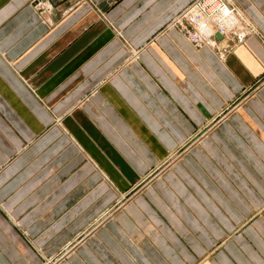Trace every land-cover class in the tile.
<instances>
[{"label": "crops", "instance_id": "0c3cea01", "mask_svg": "<svg viewBox=\"0 0 264 264\" xmlns=\"http://www.w3.org/2000/svg\"><path fill=\"white\" fill-rule=\"evenodd\" d=\"M192 1L0 0V264H264V0Z\"/></svg>", "mask_w": 264, "mask_h": 264}, {"label": "rangeland", "instance_id": "374dc122", "mask_svg": "<svg viewBox=\"0 0 264 264\" xmlns=\"http://www.w3.org/2000/svg\"><path fill=\"white\" fill-rule=\"evenodd\" d=\"M205 0H194L192 1L182 12L181 14L177 17L176 20H174V22L177 24V26L179 27V29L181 30V32L185 35V37L187 38V40L192 43L194 46L196 47H201L202 45L210 42V37L211 38H218L217 33H215L214 35L209 36V31L207 29L209 28H213L214 25L217 26V32H219V34L223 36H230L231 38H235L236 42H241L242 38H244L247 34H249L250 32H255L257 33L252 24L250 23V21H248L243 15L239 16V18L235 17L233 14L231 15L232 17V27L228 28L226 27V22L225 20L228 21V19H224L222 17V15H218V17H215L216 20H214V18H211L212 20H208V21H204L203 22V26L201 28L198 27L194 21V17L190 16L191 13H194L195 11H200L202 13L206 12L208 13V8L205 6H202V3ZM226 3L229 4L228 0H224ZM199 4V6H198ZM230 5V4H229ZM200 9H198V7ZM232 11L235 10V6L234 5H230ZM178 21V23H177ZM174 23V24H175ZM205 27V28H204ZM207 27V29H206ZM221 27L223 29H221ZM203 30H207L205 32H203ZM188 31L190 32V35L188 34ZM195 31L196 34L199 33L201 36H199L200 41L195 42V40L192 38L193 35H195ZM223 116V114H219V116H217L215 118L214 121H212V123H210V125H214L219 119H221ZM183 151V150H181ZM179 152L177 153L176 157L179 155ZM172 159H170L167 162H164L161 166H159L158 168H153L152 170H150V172L145 174V177L140 180V182L138 184H136L135 186H132V188H130V190L128 191V193L126 194V196H124L121 201H118V203H114L113 206L106 212L105 219L109 218L117 209H119L127 200H129L131 197H133L134 195H136L138 192H141L142 189L149 184L153 179H155L156 177H158L160 175V173L171 164ZM103 219V218H102ZM104 219V220H105ZM102 222V221H101ZM100 223V222H99ZM98 223V224H99ZM97 224V225H98ZM95 225V226H97ZM93 231V229H89V230H85L83 231L81 234H79L78 236H76L71 242L67 243L65 246H63V248L58 252L57 256L55 258H53L52 260H50L48 262V264H56L59 260L65 258L69 253H71L74 248L76 247V245H78L79 243H81L84 239V237L91 233Z\"/></svg>", "mask_w": 264, "mask_h": 264}, {"label": "bare ground", "instance_id": "6f19581e", "mask_svg": "<svg viewBox=\"0 0 264 264\" xmlns=\"http://www.w3.org/2000/svg\"><path fill=\"white\" fill-rule=\"evenodd\" d=\"M198 6H199V4H198ZM202 6L207 7L209 12L208 13H206V12L202 13L200 11H195L192 15L195 19V23L198 27V30H199V28H201L203 26L204 21L206 22L208 20H212L211 18H214V20H216L215 17H218V15H220V14L222 15V17L224 19H228V21L225 20V22H226L225 26L228 28L232 27L233 23L231 21L232 20L231 15L232 14L234 15V13H233L234 11H232L231 7L227 6V4H225L222 0H205L202 3ZM198 9H200V8L198 7ZM214 26H213V28H209V29H207V27H206V29L210 32L209 36L213 35L214 33H219V32H217V26L216 25H214ZM221 29H223V28L221 27ZM207 30H203V32H205ZM198 34H200V31Z\"/></svg>", "mask_w": 264, "mask_h": 264}, {"label": "built area", "instance_id": "2783aa9c", "mask_svg": "<svg viewBox=\"0 0 264 264\" xmlns=\"http://www.w3.org/2000/svg\"><path fill=\"white\" fill-rule=\"evenodd\" d=\"M192 15H193V13L190 14V16H192ZM192 17H193V16H192ZM193 19H194V18H193ZM194 21H195V19H194ZM177 23H178V21H177ZM196 32H197V31H195V35L192 36V38L195 40V42L200 41L199 36H201V34H196ZM188 34L190 35V32H189V31H188ZM190 37H191V35H190Z\"/></svg>", "mask_w": 264, "mask_h": 264}]
</instances>
